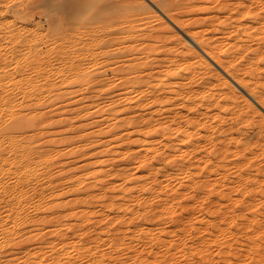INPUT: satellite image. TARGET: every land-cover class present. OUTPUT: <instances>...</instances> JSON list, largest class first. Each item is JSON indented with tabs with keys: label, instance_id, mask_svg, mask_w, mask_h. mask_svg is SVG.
<instances>
[{
	"label": "rangeland",
	"instance_id": "1",
	"mask_svg": "<svg viewBox=\"0 0 264 264\" xmlns=\"http://www.w3.org/2000/svg\"><path fill=\"white\" fill-rule=\"evenodd\" d=\"M0 94V264H264V0H0Z\"/></svg>",
	"mask_w": 264,
	"mask_h": 264
},
{
	"label": "bare ground",
	"instance_id": "2",
	"mask_svg": "<svg viewBox=\"0 0 264 264\" xmlns=\"http://www.w3.org/2000/svg\"><path fill=\"white\" fill-rule=\"evenodd\" d=\"M263 30V29H262ZM263 36V35H262ZM195 41V40H194ZM262 53V52H261ZM258 54L259 55V59L261 58V57H263V54ZM254 58V57H253ZM236 59V58H235ZM252 60V59H251ZM258 60V59H257ZM253 61V60H252ZM259 61V60H258ZM250 62V61H249ZM257 62V61H256ZM252 64V63H251ZM249 65V64H248ZM258 67V66H257ZM253 68V67H252ZM250 69V68H249ZM248 70V69H247ZM258 70V69H257ZM234 72V71H233ZM246 74V73H245ZM204 83H206V82H204ZM212 83V82H211ZM205 87H206V85H205ZM208 87H211V86H208ZM201 88V87H200ZM204 88V87H203ZM207 89V88H206ZM259 90V89H258ZM6 91V90H5ZM194 91V90H193ZM203 91V90H202ZM202 91H201V93H202ZM8 92V91H7ZM23 92V91H22ZM259 92H261V91H259ZM259 94V93H258ZM0 95H2V94H0ZM23 95V94H22ZM215 95V94H214ZM263 95V94H262ZM3 96V95H2ZM221 96V95H220ZM194 97H196L195 95H194ZM212 97H213V95H212ZM223 97V96H222ZM217 98V97H216ZM262 98H263V96H262ZM220 99V98H219ZM2 100H4V101H8V99H5V98H2ZM216 100V99H215ZM4 101H2V102H4ZM221 101V100H220ZM211 102V101H210ZM222 102H223V100H222ZM19 103V102H18ZM221 103V102H220ZM228 104H229V102H228ZM208 105V104H207ZM225 105V104H224ZM219 106V105H218ZM1 107V106H0ZM5 107V106H4ZM10 107V106H9ZM207 107V106H206ZM215 107V106H214ZM3 108V107H2ZM25 108V107H24ZM6 110H7V108H5ZM0 110H2L1 108H0ZM10 110V109H9ZM13 112V111H12ZM1 113V112H0ZM7 113V112H6ZM11 113V112H10ZM8 114V113H7ZM6 116V115H5ZM33 118V117H32ZM9 118H7V120H8ZM36 119V118H35ZM31 121H33V120H31V118L30 117H26L25 116V114L24 115H22L21 114V116H18V117H16V118H13L11 121H3L2 120V118L0 117V154H32L34 151V149H32V148H30V146L29 145H26L27 144V141H26V138L25 137H23V138H20V139H18L17 137L19 136V135H22V134H24V131L26 130V129H29V127L31 126L30 125V123H31ZM35 121V120H34ZM33 123V122H32ZM31 123V124H32ZM30 125V126H29ZM189 125V124H188ZM29 126V127H28ZM32 127V126H31ZM29 131V130H28ZM26 132V131H25ZM28 133V132H27ZM29 134V133H28ZM263 134V133H262ZM31 136H32V134H31ZM34 136V135H33ZM32 136V137H33ZM21 137V136H20ZM31 137V138H32ZM8 139V144H10L11 146L9 147H5L4 146V142H3V140L4 139ZM262 138V137H261ZM22 139H23V141H22ZM24 139H25V141H24ZM30 139V138H29ZM258 140V139H257ZM261 140V139H260ZM263 141V140H262ZM257 144V143H256ZM253 145V144H252ZM260 145V144H259ZM196 146V145H195ZM33 147V146H32ZM36 150H37V148H35ZM31 151H33L32 153H31ZM45 152V151H44ZM36 153V152H35ZM38 153V152H37ZM188 154V153H187ZM209 154V153H208ZM6 156V155H5ZM14 156V155H13ZM246 156V155H245ZM23 157V156H22ZM15 158V157H14ZM20 158V157H19ZM250 159V158H249ZM246 160H247V158H246ZM3 161V160H2ZM2 163V162H1ZM23 163V162H22ZM10 167V166H9ZM25 167V166H24ZM9 170H10V168H9ZM25 170V169H24ZM21 172V171H20ZM215 172V171H214ZM262 173V172H261ZM251 181V180H250ZM239 184V183H238ZM20 186V185H19ZM6 187V186H5ZM23 195V194H22ZM253 196H254V194H253ZM256 200V199H255ZM246 202V201H245ZM248 206V205H247ZM261 223V222H260ZM264 224V223H263ZM258 225V224H257ZM258 228H260V226H258ZM256 229V228H255ZM254 229V230H255ZM257 230V229H256ZM263 246V245H262ZM259 248H261V247H259ZM262 249H264V247L262 248ZM260 250V249H259ZM260 252H263V251H260ZM260 252L258 253V254H260ZM264 253V252H263ZM258 254H256V255H258ZM260 256V255H259ZM262 256H264V255H262ZM242 257V256H241ZM257 258V257H256ZM260 258H261V256H260ZM238 261V260H237ZM260 261V260H259ZM262 261V260H261Z\"/></svg>",
	"mask_w": 264,
	"mask_h": 264
}]
</instances>
